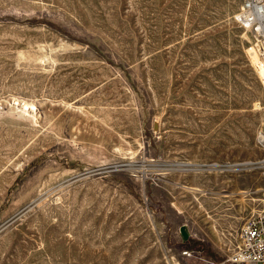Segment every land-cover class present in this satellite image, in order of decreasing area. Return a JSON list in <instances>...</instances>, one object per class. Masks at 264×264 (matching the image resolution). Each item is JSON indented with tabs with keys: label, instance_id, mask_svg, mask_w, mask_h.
Masks as SVG:
<instances>
[{
	"label": "rangeland",
	"instance_id": "374dc122",
	"mask_svg": "<svg viewBox=\"0 0 264 264\" xmlns=\"http://www.w3.org/2000/svg\"><path fill=\"white\" fill-rule=\"evenodd\" d=\"M240 2L0 0V264H227L264 207Z\"/></svg>",
	"mask_w": 264,
	"mask_h": 264
},
{
	"label": "built area",
	"instance_id": "2783aa9c",
	"mask_svg": "<svg viewBox=\"0 0 264 264\" xmlns=\"http://www.w3.org/2000/svg\"><path fill=\"white\" fill-rule=\"evenodd\" d=\"M260 12H264V0H241L233 18L239 27L252 30L254 42L249 49L254 59L258 79L264 85V26L257 17ZM225 262L227 264H264V207L240 226L236 242Z\"/></svg>",
	"mask_w": 264,
	"mask_h": 264
},
{
	"label": "water",
	"instance_id": "95a60500",
	"mask_svg": "<svg viewBox=\"0 0 264 264\" xmlns=\"http://www.w3.org/2000/svg\"><path fill=\"white\" fill-rule=\"evenodd\" d=\"M237 169L238 168H236V169H230V170L235 171ZM183 171H187V170H183ZM178 234H179V237H180L181 240H186L188 238V233H187V230L185 229V226L184 225H180L178 227Z\"/></svg>",
	"mask_w": 264,
	"mask_h": 264
},
{
	"label": "bare ground",
	"instance_id": "6f19581e",
	"mask_svg": "<svg viewBox=\"0 0 264 264\" xmlns=\"http://www.w3.org/2000/svg\"><path fill=\"white\" fill-rule=\"evenodd\" d=\"M257 17L262 21V25L264 26V12H260V14H258ZM261 141H262V144L264 145V138H262ZM214 167H216V166H213V168ZM228 167H231V166H228Z\"/></svg>",
	"mask_w": 264,
	"mask_h": 264
},
{
	"label": "trees",
	"instance_id": "16d2710c",
	"mask_svg": "<svg viewBox=\"0 0 264 264\" xmlns=\"http://www.w3.org/2000/svg\"><path fill=\"white\" fill-rule=\"evenodd\" d=\"M181 241H182V243H186L187 239L186 240H181Z\"/></svg>",
	"mask_w": 264,
	"mask_h": 264
}]
</instances>
